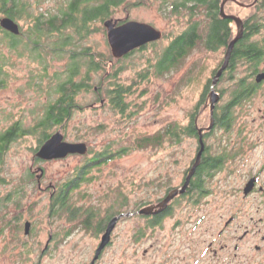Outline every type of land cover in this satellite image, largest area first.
Masks as SVG:
<instances>
[{
    "label": "rangeland",
    "instance_id": "374dc122",
    "mask_svg": "<svg viewBox=\"0 0 264 264\" xmlns=\"http://www.w3.org/2000/svg\"><path fill=\"white\" fill-rule=\"evenodd\" d=\"M23 1L32 16L39 13L49 16L58 14L70 0ZM226 11L246 17L252 10L230 4L226 6ZM258 15L264 16V10ZM111 19L121 20V23L126 20L149 23L161 30L165 37L116 59L111 54L103 21L92 24L94 31L85 40V44L95 51L111 55L112 64L108 69L117 71L116 75H112L116 79L108 77L103 81L100 100L95 84L92 85V90L80 92L77 96L80 105L71 112L66 124L62 127L51 126L47 133L52 135L59 130L66 141L87 143L91 152L89 156L106 148L114 152L123 148L127 151L107 163L94 166L88 174L92 179L79 185L71 193L69 205L72 209H80L77 212L80 222L87 217L88 210H97L100 217L108 215L112 210L132 211L164 195L167 188L178 185L182 162L188 160L196 141L185 137L178 143L164 136L161 144L136 148V140L157 133L169 124L186 126L199 102L203 104L206 98L208 100L210 79L223 59L222 50L208 52L200 48L176 69L157 73L155 62L158 55L169 40L185 27L183 15L163 12L159 1L141 0L139 5L128 11L120 8ZM30 21V18L25 17L17 20L23 32L28 31ZM53 37H48L43 42L50 43L54 40ZM259 37L256 35L252 40ZM27 48L25 45L18 49L9 48L3 33H0V79L4 81L0 85V134L14 125L24 131L8 143L0 157V205L6 204L7 211L16 208L24 219L33 222L28 235L23 232V223L19 231L5 230L0 233V264H81L91 253L92 245H87L91 242L90 236L82 233L78 222L69 220L68 212L57 218L51 217L49 192L39 194L33 191L35 185L28 183L27 178L32 170L42 167L45 171V185L51 182L60 189L61 185L78 173L89 157L71 155L52 161H41L35 157L36 150L44 142L38 141L42 128L37 130L36 124L43 116L47 104L56 98L55 74L63 71L65 62L48 55L44 62H40L33 59ZM191 67L192 72L188 75ZM263 67L264 64L260 66ZM231 73L229 71L216 86L221 96L218 105L224 104L230 97V90L235 83L230 78ZM233 73L235 79L248 75L245 65L241 63ZM96 81L94 83L97 84ZM113 83L130 88L125 97L128 111L124 114L116 112L106 99V88ZM207 112L200 117V126L207 125ZM263 130L264 83L254 95L235 107L231 130L216 129L209 136L208 144L215 148L226 144H243L249 147L244 166L238 168L237 174L234 171L227 175L229 186H237L247 171L256 170L255 165L264 154ZM182 150L186 153V158H180ZM224 173L219 177H223ZM19 188L21 192H18ZM31 193L34 195L31 196ZM18 194L20 195L17 196ZM10 202L18 206H12ZM137 220L125 217L119 223L121 232L127 230L129 225L140 224V220ZM51 229L57 232L58 241L50 250L42 253ZM67 230L72 232L69 237L65 236ZM123 240L118 239L121 242ZM6 241H26L29 246L11 248L4 245ZM120 247H123L122 244ZM112 250L113 248L109 251ZM120 251H125L128 256L131 249L121 248ZM104 257L106 264L110 253H105Z\"/></svg>",
    "mask_w": 264,
    "mask_h": 264
},
{
    "label": "flooded vegetation",
    "instance_id": "af4514ba",
    "mask_svg": "<svg viewBox=\"0 0 264 264\" xmlns=\"http://www.w3.org/2000/svg\"><path fill=\"white\" fill-rule=\"evenodd\" d=\"M228 1L231 3L225 4L224 11L226 14L240 17L243 25V36L248 27V16L243 17L237 13H229L226 11V6L232 4L240 8H249L251 5L243 7L239 6L234 0ZM237 1L244 4L251 3L241 0ZM2 17L10 16L0 13V18ZM219 17L228 21L231 31L227 44L213 51L218 52L222 50L224 59L228 43L237 32V26L233 19L223 18L220 13ZM14 21L19 25L17 20ZM19 28L20 33L13 34L0 26V29L5 32V41H7V45L11 49H15L14 46H17L16 48L18 49L19 46L25 45V34L20 25ZM223 59L218 64L213 76L221 66ZM230 62L231 55L228 66L218 78L216 86L229 72ZM241 64H244L247 69L249 65L248 59L242 57ZM261 71H264V69L260 68V70L257 71H249L251 75L247 80L253 81L260 86L264 83V80L256 82L255 76ZM207 97L209 98V96ZM220 99L221 96L219 101ZM219 101L213 108L212 128L205 129L210 122V110L209 106L206 105L208 103L207 98L202 104V109L194 116V129L192 133H186L185 125L177 124V142L180 143L185 137H188L193 138L196 141V145L193 152L188 155V160L182 162L179 171L180 182L176 186L167 188L164 195L157 197L155 200H150V202L140 205L132 211L123 212L112 210L104 217H100L99 214L96 213L97 210H88L87 217L82 220V222L77 219V212L80 209L71 208L74 210V214L72 215L70 211L63 212H68L70 214L69 220L78 222L82 228V233L90 236L89 239L91 242L87 243V245H92L91 253L88 258L82 260L81 264H104L106 259L104 254L107 252L110 253V257L107 258L108 261L106 264H264V154L261 155L262 158L259 163L255 165L256 170L247 171L246 175L243 176L241 182H239L237 186H229L227 175H230V173L234 171L237 174L238 168L244 166L245 156H247L246 153H248L247 148L249 149V147L243 144H226L223 147L215 148L208 144L209 136L215 132L214 126L216 119L214 111ZM100 103L103 102L100 101ZM205 105L206 107L204 108ZM205 111H208V123L205 126H200L199 119ZM199 128H203L202 138L204 142V149L200 155L199 163L192 173L185 190L181 193H177L164 208L159 209L157 205L169 194V192L175 188H181L185 183L186 177L200 150ZM261 132L263 133L264 130ZM241 140H243V137ZM183 151L184 150L180 151V158H186V153ZM99 153L101 154L100 157L106 161L101 162L98 166L109 162L117 156L115 152L109 148L103 149L99 151L98 154ZM90 154L91 152L88 147L87 153L83 154L89 157L88 161L79 168L78 173L73 178L61 185L60 189L51 182L45 185L44 168L38 167L36 170H32V167H30L33 176L28 177L27 181L35 185L33 191H37L39 194L49 192L51 200L49 212L51 217L57 218L63 215V213L57 215L59 210L57 199L61 190L66 188L65 185H67V183H69L71 191L69 193L70 196L79 185L92 179V177L88 175L92 167H87L86 165L90 163V160H95L96 155L89 156ZM71 155L81 154H69L68 156ZM218 161L219 164L217 165ZM224 170H226L225 173ZM81 173L82 175L80 176ZM167 173L168 172H165V174ZM221 173H224L223 177H219ZM20 189L21 188L18 189V192H21ZM19 195L20 194L17 196ZM21 195L23 196L24 193H21ZM30 195L33 196L34 194L31 193ZM4 201L6 203V200ZM11 205L18 206V204L16 205L14 202L11 203ZM143 207H151V209L146 214L140 213L139 211ZM12 209L13 210L7 211L6 204L1 206L0 233H3L5 230L19 231L20 225L23 223V232L25 235H28L31 232L33 222L24 219L22 213L19 214L16 208ZM115 217L116 222L110 231L109 239L96 257L97 249L102 242V237L108 224ZM125 217H134L136 222L138 221L137 219H139L140 224L135 223L129 225L127 230L121 232L119 223ZM26 223L29 224L28 233H25ZM71 233L72 232L67 230L65 236L67 235V237H69ZM120 238L124 239L123 242L118 241ZM57 241V232L51 229L42 253H44L45 250H50ZM120 244H122L123 247H120ZM4 245L15 248L29 246V243L26 241H6ZM1 247L4 248V246ZM111 248H113V250L109 251ZM121 248H130L131 251L129 255L126 256L125 251H120ZM66 264L72 263L69 262Z\"/></svg>",
    "mask_w": 264,
    "mask_h": 264
},
{
    "label": "trees",
    "instance_id": "16d2710c",
    "mask_svg": "<svg viewBox=\"0 0 264 264\" xmlns=\"http://www.w3.org/2000/svg\"><path fill=\"white\" fill-rule=\"evenodd\" d=\"M156 1H159L160 10L170 14H182L186 23L183 30L170 39L169 43L158 55L155 62L157 73L176 69L196 49L201 48L205 51L213 52L227 44L231 31L228 21L219 17V7L222 0ZM140 3L141 0H70L58 14L46 16L45 13H39L36 16H32L23 0H0V13L8 15L14 20L23 17L30 18V27L27 32H24V41L33 59L44 62L48 55L51 58L55 57L57 60L65 62L63 71L55 74L56 98L47 104L43 116L36 124L37 130L42 128L39 133V142L49 138L50 134L47 131L51 126L62 127L66 124L71 112L80 105L77 101V96L80 92L92 90V85L95 84L97 85V91H95L100 98L103 81L108 77L116 79V76L112 75H116L117 71L108 69L112 64L110 62L111 55L95 51L91 46L85 44V40L94 31L93 22L104 21L111 18L120 8L123 7L128 11ZM226 3L231 2L227 1ZM249 9L252 11L247 17L248 27L245 34L235 43L231 54L229 71L232 72L230 78L234 79L235 83L230 90L229 99L224 104L217 105L214 111L216 119L215 130H231L235 107L254 95L259 87L253 81H248L247 79L251 75L249 71L260 70V66L264 64V16L261 15L259 17L260 14L258 15L259 12L264 10V0H256ZM117 21L121 23V20ZM0 33H3L5 38V32L0 29ZM256 35L260 37L257 40H252V37ZM51 36H54L53 41L50 43L43 42L44 39H49L48 37ZM163 37H165L164 34ZM146 46L138 49H143ZM16 47L14 46V48ZM242 57L248 59L249 65L246 69L248 75L235 79L233 70L241 63ZM192 69L193 67L189 69L188 75L192 72ZM1 74L2 67L0 66ZM189 78H191V75ZM95 81L97 84L94 83ZM3 83L4 81L0 79V85ZM129 89V87H124L119 83L107 86L106 99L116 112L124 114L128 111L125 97ZM200 102L195 108L189 124L185 126L186 133L193 132L194 116L202 109V103ZM23 132L19 130L17 125H14L6 132L0 134V157L8 143L23 134ZM164 136H167L171 141L177 142L178 125L169 124L157 133L138 138L134 147L144 148L161 144ZM125 151L127 149L123 148L115 152V155L118 156ZM95 155V160H90V163L86 165L87 167L93 168L106 161L100 157V153H95ZM31 176L32 174L29 175V177ZM65 186L66 188L61 190L57 199L59 203L57 215L64 211H70L71 215L74 214V210L68 204L69 193L71 192L69 183Z\"/></svg>",
    "mask_w": 264,
    "mask_h": 264
},
{
    "label": "water",
    "instance_id": "95a60500",
    "mask_svg": "<svg viewBox=\"0 0 264 264\" xmlns=\"http://www.w3.org/2000/svg\"><path fill=\"white\" fill-rule=\"evenodd\" d=\"M228 0H222L219 7V13L223 18L233 19L237 26V32L235 36L229 41L228 46L225 51L224 59L217 70L216 74L212 77L210 83V91L208 103L206 105L209 106L210 110V122L209 125L205 129H210L213 126V108L215 104L219 101L220 95L216 91L215 86L217 84L218 78L221 76L222 72L228 66L230 55L235 43L242 37L243 34V25L240 17L232 14H226L224 11L225 4ZM239 6L248 7L252 5L256 0L251 2L250 4H244L237 0H234ZM0 26L7 31L13 34H19L20 28L19 25L10 17H2L0 18ZM103 26L106 29L107 41L110 46L111 54L114 58L120 59L128 53L138 49L142 46H145L149 43L159 41L163 37V32L149 23L139 22L135 20H126L122 23H118L117 20H113L111 18L105 19L103 21ZM264 80V71L258 72L255 76V81L260 82ZM204 106V108L206 107ZM203 128H199V141H200V150L196 156V160L192 165L190 172L188 173L185 183L181 188H175L169 192V194L157 205L159 209L164 208L167 203L177 194L181 193L185 190L188 181L194 172L196 166L199 163L200 155L204 149V142L202 138ZM88 151V145L85 142H69L64 139L63 134L58 130L52 135L49 136L36 150L35 157L41 160H53V159H61L65 158L69 154H85ZM151 207H143L140 209V213H148ZM116 222V217L113 218L102 237V242L97 249V254L100 252L103 245L109 239L110 231L112 230L113 225ZM29 224H25V233H28Z\"/></svg>",
    "mask_w": 264,
    "mask_h": 264
}]
</instances>
